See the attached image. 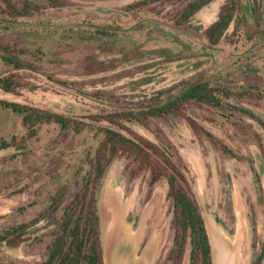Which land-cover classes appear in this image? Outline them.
Returning a JSON list of instances; mask_svg holds the SVG:
<instances>
[{"label": "rangeland", "instance_id": "obj_1", "mask_svg": "<svg viewBox=\"0 0 264 264\" xmlns=\"http://www.w3.org/2000/svg\"><path fill=\"white\" fill-rule=\"evenodd\" d=\"M27 1L44 7V17L5 24L1 11L9 8L0 0V39L24 64L15 71L0 59V78L12 75L18 84L14 94L0 91V100L86 126L75 132L44 123L30 134L20 116L0 108V145L8 144L0 148V234L25 226L0 243V264L43 263L64 207L85 184L87 200L96 203L105 264L115 249L141 264H189V233L180 259L173 244L165 179L153 180L148 168L130 175L133 163L118 154L92 183L102 128L170 150L204 221L211 264L219 242L231 247L233 264H264V0H239L236 20L213 50L204 46L205 31L233 0H212L187 20L183 13L199 0ZM134 4L141 6L130 9ZM215 79L232 93L221 108L190 104L147 127L108 122ZM113 213L119 223H110Z\"/></svg>", "mask_w": 264, "mask_h": 264}, {"label": "trees", "instance_id": "obj_2", "mask_svg": "<svg viewBox=\"0 0 264 264\" xmlns=\"http://www.w3.org/2000/svg\"><path fill=\"white\" fill-rule=\"evenodd\" d=\"M9 8V13L1 11L2 19L17 22L18 19L40 18L44 17V7L32 4L27 0H5ZM85 1H108V0H85ZM54 2V1H52ZM212 0H199L189 6L181 20H187L195 12L199 11ZM141 4L131 5L130 9H135ZM241 7L239 0H233L224 13L205 31L204 46L207 49H217L225 38L229 26L234 23L235 10ZM240 16L246 19L242 9ZM236 20V19H235ZM10 24V23H9ZM239 21H235L238 26ZM106 28L112 30L111 25L104 24ZM249 28L251 26H248ZM252 30V27L250 28ZM7 31L6 28H4ZM114 30V29H113ZM100 38L106 37V30L98 31ZM97 35V36H98ZM98 36V37H99ZM0 59L7 66L18 71L24 68L23 62L15 56H11L8 47H6L0 39ZM216 85L210 81L199 82L189 85L178 95L169 97L163 102L155 105L147 106L138 111H129L112 115L108 117V122L117 128L115 118L123 119L127 122H136L142 127H147L151 119L163 118L168 115H182L185 106L192 104L196 107L208 106L212 108H221L225 100L231 98L230 88L220 86V79H215ZM18 88V84L14 81V77L9 75L0 78V91L4 93L14 94ZM229 107V106H228ZM0 108L9 110L13 114L21 117L22 125L35 133L38 125L44 123H53L59 126L61 131L73 130L79 132L85 127L84 123L75 122L64 116L53 114L40 109L29 108L17 103H10L0 100ZM233 110L247 114L250 118L256 119L251 113L232 107ZM256 121H258L256 119ZM190 127L195 132L200 130L197 125L188 120ZM261 123L260 121H258ZM203 132V131H201ZM102 141L99 144L94 155L93 179L92 183H97L103 175L110 161L118 154L124 155L133 163V167L129 168L130 175H135L144 168L150 170L151 178L157 180L165 179L168 186L167 198L171 200L173 207V225L175 228L173 244L177 249V257L180 259L183 252L185 236L187 232L190 235V254L189 264H211L210 247L205 230L204 221L199 209L192 199L186 180L170 150H163L150 143L149 141L135 134L126 137L119 131L109 128H102ZM204 135L213 140V137L204 131ZM8 144L2 142L0 148H7ZM222 151L229 153L227 149L220 146ZM157 157V160L153 156ZM98 186V185H97ZM59 193L53 199L60 198ZM88 185L82 187L81 192L77 193L73 200L68 203L61 215V222L53 235L50 245L47 247V257L41 264H105L102 252V242L100 239L99 218L96 211L95 200H87ZM79 210V216H75L76 210ZM24 225L16 229H9L0 234V243L5 242L12 235L22 231Z\"/></svg>", "mask_w": 264, "mask_h": 264}, {"label": "bare ground", "instance_id": "obj_3", "mask_svg": "<svg viewBox=\"0 0 264 264\" xmlns=\"http://www.w3.org/2000/svg\"><path fill=\"white\" fill-rule=\"evenodd\" d=\"M110 223H119L117 217L115 216V213L112 214V218H111ZM116 227L117 226H115L113 229L114 237H115V233H116ZM121 235L119 237H117L116 244H119L124 240L123 236H121ZM124 237L126 238V236H124ZM127 240L129 241L128 238H127ZM230 248L231 247L227 248L226 244H224L223 242H219L217 244V247L215 248L216 249V255H217V259H216L215 264H233V257L232 256L234 254ZM113 264H141V262H138L137 260L133 259L131 257V254H127L125 252V255H123L121 257H118V256L113 257Z\"/></svg>", "mask_w": 264, "mask_h": 264}, {"label": "water", "instance_id": "obj_4", "mask_svg": "<svg viewBox=\"0 0 264 264\" xmlns=\"http://www.w3.org/2000/svg\"><path fill=\"white\" fill-rule=\"evenodd\" d=\"M209 243V242H208ZM209 246H210V244H209ZM107 256L108 255H106V259H107V264H110V262H108V258H107ZM113 257H117V254H116V249L114 250V252H113ZM216 262V261H215ZM111 264H113V259H112V263Z\"/></svg>", "mask_w": 264, "mask_h": 264}]
</instances>
